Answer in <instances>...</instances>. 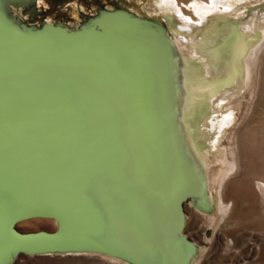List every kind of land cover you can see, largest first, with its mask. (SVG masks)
<instances>
[{"label": "water", "instance_id": "1", "mask_svg": "<svg viewBox=\"0 0 264 264\" xmlns=\"http://www.w3.org/2000/svg\"><path fill=\"white\" fill-rule=\"evenodd\" d=\"M134 15L97 28L93 44L76 40L81 29L49 22L26 28L1 17L29 33L36 50L28 95L23 81L8 94L16 80H5L10 71L3 69L1 145L13 149L19 164L11 171L0 159V234L12 241L0 264L70 253L190 264L196 245L184 233V204L191 196L184 185L171 191L151 118L141 108L153 107L157 96L142 20ZM47 41L50 50L42 52ZM34 217L56 227H15Z\"/></svg>", "mask_w": 264, "mask_h": 264}, {"label": "bare ground", "instance_id": "2", "mask_svg": "<svg viewBox=\"0 0 264 264\" xmlns=\"http://www.w3.org/2000/svg\"><path fill=\"white\" fill-rule=\"evenodd\" d=\"M221 1L214 0L215 5L209 9L198 8V18L182 13L174 0H155V9L148 7L150 12L146 15L139 10L140 5H131V11L108 6L105 15L122 14L127 18L137 14L150 21L140 17L146 28L150 26L147 34L152 43V58L149 56L158 73L154 72L157 100L153 107L141 108L151 118L157 152L171 191L186 186L193 205L200 210H210L215 198L214 183L218 182L219 189L238 166L231 130L242 98L248 94L246 84L252 71L253 54L264 38L263 18L240 22L237 13L245 7L229 5L220 11L216 3ZM8 5L16 14L12 20L26 28H40L45 22L62 24L69 30L83 28L74 19L62 22L50 18L37 27L24 24L21 10ZM158 12L166 17L163 25L157 24L162 22ZM101 18H89L84 27L95 24L105 31L108 23ZM255 182L241 184L244 199L261 197L264 200V177H256ZM220 202L221 212L231 213L235 199L227 198L222 191ZM229 203L230 209H227ZM29 219L18 222L15 227ZM45 220L56 225L52 219ZM219 245L218 242L216 246Z\"/></svg>", "mask_w": 264, "mask_h": 264}, {"label": "rangeland", "instance_id": "3", "mask_svg": "<svg viewBox=\"0 0 264 264\" xmlns=\"http://www.w3.org/2000/svg\"><path fill=\"white\" fill-rule=\"evenodd\" d=\"M8 4L21 10V19L24 24H31L34 27L41 25L50 18L62 22H70L71 19H74V23L83 25V28L75 36L76 40L79 42L89 41L88 43L93 44L94 38L98 36V31L95 24L84 27L89 18L102 17L100 20L108 23L107 29L115 26V24H122V20L126 18L122 14L107 17L105 16L106 11H101L99 13L102 14H98L99 9L117 6L118 8L115 10L131 11V5H140L139 10L146 15L150 12L149 8L155 6V0H0V84L5 80H9L11 83L16 80L15 85L9 88L10 93H8L14 95L18 82L23 81L25 94L28 95L30 92L31 70L33 69L31 55L36 48L31 47L30 42L27 41V34L29 33L19 32L8 21L1 18L4 15L11 19L16 17ZM212 4L215 5L214 0L213 3L212 0H174V5L181 8L182 13H189L195 18L199 17L198 8L209 9L213 7ZM229 5L245 7V10L237 13L240 22H250L255 18H263L264 20V0H223L216 3V8L224 11ZM217 9H215L216 12ZM26 10L28 11L25 12ZM164 12L170 15L169 11ZM160 13L157 14H159L162 22L157 24L163 25L162 23L166 21L164 20L166 17ZM189 14L184 15L189 17ZM141 18L148 20L144 17ZM111 21H114V23H111ZM148 22L150 23L149 20ZM142 27L147 53L152 58V43L147 34L150 26L148 25L146 28V25L143 24ZM51 44L52 42L47 41L42 47V52H48ZM55 50L62 52L64 47L57 45ZM78 50H80V47H73V51ZM253 60L250 78L246 84L248 94L242 98L230 135L231 139L235 140L237 149L238 166L234 169L236 171L231 177L224 180L223 185L221 184L222 188L218 189V182L214 183L215 188L212 189V193H215H213L215 198L210 210L195 208L192 198H190V202L187 201L184 204L186 215L184 233L196 245V252L191 257L190 264H264V200L261 197L253 198L254 200L244 199L241 186L245 182L252 184V182H255L256 177H264V38L253 54ZM152 65L154 72L158 74L153 62ZM4 68H8L10 71V76H5V80L3 79ZM13 71H15L16 77L17 73H20V77L16 78ZM160 81L161 79H159ZM157 88H160V86L157 85ZM3 93L1 84L0 98L5 95ZM26 98L29 99L30 97L26 96ZM1 158H6L9 161L8 166L11 171H14L17 164H19L16 161L13 149L2 146L0 139ZM222 191L227 198L235 199L231 213L229 210L226 213L220 210L222 206L220 193ZM228 205L229 208L227 209H230L231 203ZM55 227V224L47 222L45 218L29 219L17 225V229L23 232L40 229L53 230ZM217 241L220 243L219 246H216ZM11 242L10 239L0 234V253H4ZM12 264L127 263L108 259L106 256L99 254L70 253L23 255Z\"/></svg>", "mask_w": 264, "mask_h": 264}]
</instances>
